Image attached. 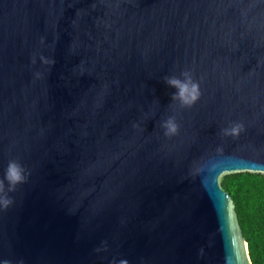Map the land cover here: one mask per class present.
Listing matches in <instances>:
<instances>
[{
  "label": "water",
  "instance_id": "obj_1",
  "mask_svg": "<svg viewBox=\"0 0 264 264\" xmlns=\"http://www.w3.org/2000/svg\"><path fill=\"white\" fill-rule=\"evenodd\" d=\"M183 71L191 107L163 80ZM10 160L0 264H253L220 181L264 172V0H0Z\"/></svg>",
  "mask_w": 264,
  "mask_h": 264
},
{
  "label": "trees",
  "instance_id": "obj_2",
  "mask_svg": "<svg viewBox=\"0 0 264 264\" xmlns=\"http://www.w3.org/2000/svg\"><path fill=\"white\" fill-rule=\"evenodd\" d=\"M220 182L236 204L253 264H264V172L226 173Z\"/></svg>",
  "mask_w": 264,
  "mask_h": 264
},
{
  "label": "clouds",
  "instance_id": "obj_3",
  "mask_svg": "<svg viewBox=\"0 0 264 264\" xmlns=\"http://www.w3.org/2000/svg\"><path fill=\"white\" fill-rule=\"evenodd\" d=\"M41 59L43 60L44 58L41 57ZM33 62H35V60ZM44 62L54 63V61L47 60ZM163 80L168 86L176 90L172 93L171 100L178 101L181 107H191L200 98V84L193 78L192 73L189 71L181 72L180 76H165ZM160 127L164 130V135L166 137L174 136L179 131V124L176 122L174 116H168L160 123ZM242 131L243 125L239 123H234L230 127L222 130L224 136L231 137H238ZM217 151H222V149H217ZM27 179L28 173L26 168L17 160H10L3 176L0 177V209L6 210L14 203L10 193H13L17 186L25 183ZM2 264H11V262L9 260H4ZM113 264H115V262H113ZM120 264H128V262L121 260Z\"/></svg>",
  "mask_w": 264,
  "mask_h": 264
},
{
  "label": "snow or ice",
  "instance_id": "obj_4",
  "mask_svg": "<svg viewBox=\"0 0 264 264\" xmlns=\"http://www.w3.org/2000/svg\"><path fill=\"white\" fill-rule=\"evenodd\" d=\"M233 243H235V241H233Z\"/></svg>",
  "mask_w": 264,
  "mask_h": 264
}]
</instances>
